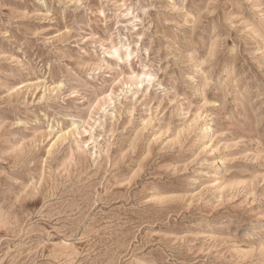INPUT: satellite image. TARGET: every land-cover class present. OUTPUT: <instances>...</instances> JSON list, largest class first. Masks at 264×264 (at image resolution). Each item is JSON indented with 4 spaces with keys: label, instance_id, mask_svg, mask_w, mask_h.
Returning a JSON list of instances; mask_svg holds the SVG:
<instances>
[{
    "label": "rangeland",
    "instance_id": "374dc122",
    "mask_svg": "<svg viewBox=\"0 0 264 264\" xmlns=\"http://www.w3.org/2000/svg\"><path fill=\"white\" fill-rule=\"evenodd\" d=\"M0 264H264V0H0Z\"/></svg>",
    "mask_w": 264,
    "mask_h": 264
}]
</instances>
